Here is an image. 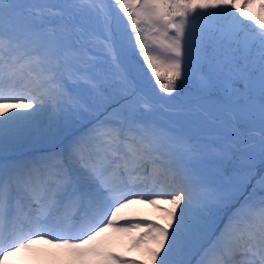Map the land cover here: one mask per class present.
Segmentation results:
<instances>
[{
	"label": "snow or ice",
	"instance_id": "snow-or-ice-1",
	"mask_svg": "<svg viewBox=\"0 0 264 264\" xmlns=\"http://www.w3.org/2000/svg\"><path fill=\"white\" fill-rule=\"evenodd\" d=\"M157 105L170 121L139 118ZM89 117L60 150L0 162V264L37 240L144 264L109 229L142 230L151 264H264V0H0V152ZM136 202L165 222L129 219Z\"/></svg>",
	"mask_w": 264,
	"mask_h": 264
},
{
	"label": "bare ground",
	"instance_id": "bare-ground-1",
	"mask_svg": "<svg viewBox=\"0 0 264 264\" xmlns=\"http://www.w3.org/2000/svg\"><path fill=\"white\" fill-rule=\"evenodd\" d=\"M252 8L258 12L257 6H252L249 9ZM156 91L159 92V89L157 88ZM179 100L181 99L178 97L176 100L169 101V103L175 104L179 102ZM0 162L4 161L0 160ZM159 207L167 208L169 205L161 203ZM159 207L136 202L125 210V215L131 220H142L147 218L151 221L163 224L165 222L164 213L159 210ZM224 219H226V217ZM121 223H123V221H121ZM215 225L216 223L214 224L212 221H209L208 218L203 224V230L211 234ZM218 227H222V223H220ZM140 234H142V230L134 229L131 232L118 233L109 229L102 234V239L106 240L111 251L120 254L122 257L144 261V264H151V260L146 255L145 248L154 247V245H142L138 248L132 247V237ZM192 258V264H195L198 257L195 254H191L188 259L191 260ZM10 260L12 264H81L80 261L70 256L66 250L55 248L53 245L42 240H37L30 249L17 253L11 257ZM88 264H94V261H89Z\"/></svg>",
	"mask_w": 264,
	"mask_h": 264
},
{
	"label": "rangeland",
	"instance_id": "rangeland-1",
	"mask_svg": "<svg viewBox=\"0 0 264 264\" xmlns=\"http://www.w3.org/2000/svg\"><path fill=\"white\" fill-rule=\"evenodd\" d=\"M23 2L24 3H40L42 2V0H23ZM48 2L54 3L56 2V0H48ZM248 12L255 13L257 12V10L252 8V9H249ZM90 54L93 55L94 57H97L100 60L102 68L107 67V64H105L104 61L105 60L110 61V57H106L104 55V50L102 47L93 49L92 53ZM184 95L185 93L182 92L179 98L183 99ZM139 118L141 120H154L161 124H164L166 121H170L172 119V117H170L167 112L161 109L159 105L156 106V109L154 112H144V110L141 109ZM90 119L91 117H89V119L81 120L80 122L74 125L68 126L65 130L62 131V133L59 135V138L57 140H41L37 142V141L26 139V140H21L18 143L10 144L6 147V149L3 152H0V160L23 161V160H28L29 158H32L33 155L41 154L45 150L46 151H58L60 150V147H61L60 141L61 140L64 141L66 137H69L70 135L74 133L79 134L81 131L85 130V126L90 127L91 126L89 123ZM226 211H227L226 209H221L219 211L215 228L218 227L220 223H222L221 221L224 220V218L226 217ZM208 218H209V221H212V218L210 217H205V220ZM191 261L193 262V258L191 259Z\"/></svg>",
	"mask_w": 264,
	"mask_h": 264
}]
</instances>
